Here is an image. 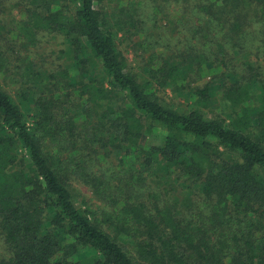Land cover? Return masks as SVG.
<instances>
[{
  "label": "trees",
  "instance_id": "trees-1",
  "mask_svg": "<svg viewBox=\"0 0 264 264\" xmlns=\"http://www.w3.org/2000/svg\"><path fill=\"white\" fill-rule=\"evenodd\" d=\"M24 1L62 47L0 34V264H264V0Z\"/></svg>",
  "mask_w": 264,
  "mask_h": 264
},
{
  "label": "rangeland",
  "instance_id": "rangeland-1",
  "mask_svg": "<svg viewBox=\"0 0 264 264\" xmlns=\"http://www.w3.org/2000/svg\"><path fill=\"white\" fill-rule=\"evenodd\" d=\"M116 0H97L98 8L103 11L105 7L109 9H113L116 6ZM25 1L24 0H0V34H2L3 38L7 39L11 45L14 47V54L19 55L20 59L16 60V63H21L23 57L26 55H31L34 57L36 63L43 62L46 59L54 58L53 55L59 48L62 47V37L60 35H56L50 37L45 35L42 39V42L37 46H30L25 42L20 43L19 40H14V33H16V26L20 25L21 22L26 18L25 15ZM10 29H13L12 33ZM177 24L175 22H171L169 26V35L173 38L176 35ZM138 39V38H137ZM129 57L133 60V65H136V61L134 60V53L132 50ZM18 56H13V58H17ZM14 61V60H13ZM143 65V64H142ZM220 81L217 83L219 84ZM187 92L191 89H186ZM155 97L161 101L165 105H169L172 107H183L186 105L185 97L180 96L178 92L171 91L169 89H156L152 91ZM213 109H218V106H212ZM84 193H87V189L85 187H81ZM1 245V244H0ZM0 250H2V246H0Z\"/></svg>",
  "mask_w": 264,
  "mask_h": 264
}]
</instances>
